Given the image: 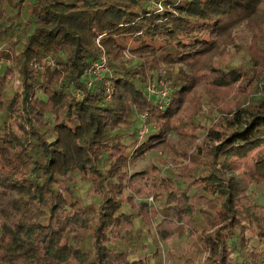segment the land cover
I'll return each instance as SVG.
<instances>
[{"label":"trees","instance_id":"1","mask_svg":"<svg viewBox=\"0 0 264 264\" xmlns=\"http://www.w3.org/2000/svg\"><path fill=\"white\" fill-rule=\"evenodd\" d=\"M239 34L251 67L221 66ZM263 75L264 0H0V264H150L140 226L183 264H264ZM153 153L182 163L130 172Z\"/></svg>","mask_w":264,"mask_h":264},{"label":"rangeland","instance_id":"2","mask_svg":"<svg viewBox=\"0 0 264 264\" xmlns=\"http://www.w3.org/2000/svg\"><path fill=\"white\" fill-rule=\"evenodd\" d=\"M248 42H249L248 35L239 34L236 46L234 48L228 49L225 52V54L218 60V63L221 66L227 65V66L239 67V68H244V69L250 68L251 63H250L249 56H248ZM160 70H161L160 71L161 78H159V82H162L165 85L167 89V93L168 95H170L172 87L170 85V81L168 80V76H167L168 72L164 68H161ZM105 71L106 70H105V64H104L102 70L100 71V77ZM97 77H98L97 79H100L99 76ZM156 82L157 81L154 80L153 84H156ZM159 82L157 83L158 85H159ZM149 84H152V83H149ZM14 86L15 87L18 86V81H15ZM7 89H9L8 86L6 87V90ZM149 100L151 103H156V98L154 96H150ZM161 105H166V104L161 102ZM210 107H211L210 104H207V105H203L200 108V111L197 113L196 118H195L196 124L208 126L211 120L216 117L215 112H213V110H211ZM142 123H143L142 118H140L139 116L136 117L135 126L141 130L140 134L142 133L143 136H145L146 135L145 133L147 129L149 131V128L147 126H146L147 128L142 127ZM127 142H130V140H128ZM192 148H190L188 145L180 144L178 146V153L181 151L185 152V151L192 150ZM165 157L171 158V160H168L167 163L163 166L165 171H167L170 168H173L174 167L173 165L175 163H177L178 165L182 163L181 157H178V156L174 157V155L172 154L170 155V157L164 156L161 153L160 154H157V153L147 154V156L144 159L138 160L136 163H134V165L130 168V172H138V171L144 170L151 164H154V163L158 164L157 163L158 159H164ZM253 195H254L253 200L255 202L264 204V189L263 188L254 187ZM80 196L81 198H84L87 201H90L93 198L91 194V190L87 186L82 187V189L80 190ZM146 202L152 203L150 199L146 200ZM140 227H141V230H140L141 235L139 238L140 242L143 245H148V247H147V250L143 251L140 248L141 244H139L138 245L139 249L137 250L136 255L134 254L132 255L134 259L139 258V257L140 259H144V257L147 255L150 264H155V262L156 264H183V259L185 258L187 251L188 253L191 252V253H194L195 256H197L198 251H195L192 245L187 246L186 244L188 242L187 240L179 243L177 240L173 239V240H170L167 244L160 245L159 249H156L155 246L151 242L152 234H154V230L152 228L148 230L145 226L143 227L140 226ZM154 250L159 251L160 253L159 256L156 257V259L152 257V253L154 252ZM182 253H185V254H182ZM236 256L237 255L235 253L234 257ZM245 262H247V260Z\"/></svg>","mask_w":264,"mask_h":264},{"label":"built area","instance_id":"3","mask_svg":"<svg viewBox=\"0 0 264 264\" xmlns=\"http://www.w3.org/2000/svg\"><path fill=\"white\" fill-rule=\"evenodd\" d=\"M153 6H156L158 8L161 7V1H159L158 3H152ZM105 64V60L104 57H101L100 60L95 61L92 64L91 70L89 71L92 75L94 76H100V71L102 70L103 66ZM264 82V75H263V80ZM157 84V83H156ZM149 84L146 87V93L148 98H150V96H154L156 98V103L161 104L168 103V93H167V89L165 87V85L162 82H159V85L157 84ZM141 135H143L141 133Z\"/></svg>","mask_w":264,"mask_h":264}]
</instances>
